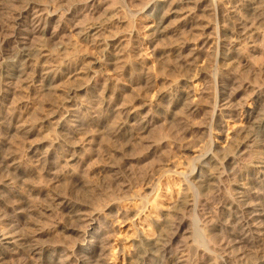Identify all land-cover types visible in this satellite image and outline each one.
Here are the masks:
<instances>
[{"label": "bare ground", "instance_id": "1", "mask_svg": "<svg viewBox=\"0 0 264 264\" xmlns=\"http://www.w3.org/2000/svg\"><path fill=\"white\" fill-rule=\"evenodd\" d=\"M2 7L0 264H264V0Z\"/></svg>", "mask_w": 264, "mask_h": 264}, {"label": "rangeland", "instance_id": "2", "mask_svg": "<svg viewBox=\"0 0 264 264\" xmlns=\"http://www.w3.org/2000/svg\"><path fill=\"white\" fill-rule=\"evenodd\" d=\"M118 1H120V0H118ZM121 1H122V0H121ZM2 8H3V9H2ZM2 8H1V10H0V13H1V14L5 13V12L8 13V11H9L8 8H7V9H5L4 7H2ZM4 10H5V12H4ZM7 10H8V11H7ZM5 17H6V15H5ZM104 18H105V17H104ZM2 21H4V19H3L2 17H0V22H2ZM3 23H4V22H2V23L0 24V27L3 25ZM0 35H1V32H0ZM40 43H41V42H38V44H40ZM7 58H8V57H7ZM8 59H9V58H8ZM8 59H5V60H8ZM10 60H11V59H10ZM17 138H18V139H17ZM20 138H21V137H20ZM20 138H19V137L14 138V140H13V144L18 146V145L20 144V142H21V141H20ZM21 139H22V138H21ZM16 141H17V142H16ZM10 263H11V262H10ZM10 263H9V264H10Z\"/></svg>", "mask_w": 264, "mask_h": 264}]
</instances>
